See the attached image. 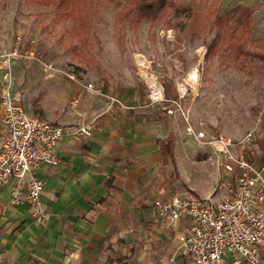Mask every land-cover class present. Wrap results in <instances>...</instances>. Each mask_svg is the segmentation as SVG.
<instances>
[{
  "label": "rangeland",
  "instance_id": "rangeland-1",
  "mask_svg": "<svg viewBox=\"0 0 264 264\" xmlns=\"http://www.w3.org/2000/svg\"><path fill=\"white\" fill-rule=\"evenodd\" d=\"M123 3L92 0L88 43L83 44L70 35L72 19L53 21L52 5L0 0V51L16 47L20 54L10 64L12 83L28 113L50 119L104 115L115 98L123 104L116 116L124 110L128 116L152 120L158 138L175 133L182 178L173 177L174 189L206 188L213 183L212 167L200 161L202 154L188 138L184 117L169 114L150 100L143 66L167 86V98L182 94L191 124L239 137L264 108V1L216 3L218 15L238 4L252 7L247 34L241 26L234 29L229 20L219 26L213 16L205 20L210 0H192L193 13L182 25L167 26L165 19L150 25L145 20L137 28L117 20ZM230 31H237L239 39L228 42ZM144 74L148 77V72ZM168 167L173 171L172 165Z\"/></svg>",
  "mask_w": 264,
  "mask_h": 264
},
{
  "label": "crops",
  "instance_id": "crops-1",
  "mask_svg": "<svg viewBox=\"0 0 264 264\" xmlns=\"http://www.w3.org/2000/svg\"><path fill=\"white\" fill-rule=\"evenodd\" d=\"M4 71L0 68V84ZM108 105L106 114L90 118L44 116L63 124L89 119L96 124L89 137L65 134L56 146L57 163L33 168L43 181V219L32 217L27 202L8 205L13 178L0 185V264H193L179 251V235L189 230L191 218L169 222L157 215L153 204L186 193L218 199L213 187L222 171L208 160L211 148L197 147L187 133L202 154L200 161L212 167L213 183L194 192L174 189L173 177L182 178L175 133L158 138L152 120L124 110L116 116L123 108L114 103L110 111ZM2 114L0 107V146ZM169 136L172 155L160 146ZM245 154L264 163L260 134ZM234 177L231 172L226 178Z\"/></svg>",
  "mask_w": 264,
  "mask_h": 264
},
{
  "label": "built area",
  "instance_id": "built-area-1",
  "mask_svg": "<svg viewBox=\"0 0 264 264\" xmlns=\"http://www.w3.org/2000/svg\"><path fill=\"white\" fill-rule=\"evenodd\" d=\"M19 55L16 47L0 51V68L5 70L0 84L4 124L0 185L13 178L15 186L8 205L27 202L32 217L39 221L46 216L41 200L43 181L33 173V168L57 163L56 146L60 139L65 134L91 136L96 120L63 124L28 113L11 78L10 64ZM156 82L160 86L156 92L147 82L150 100L169 114H181L186 121L185 130L196 146L210 147L208 160L222 171L213 187L219 193L218 199L174 194L166 200H154L157 215L169 222L191 218L189 230L179 235V251L193 264H264V163L258 164L245 154L253 146L256 135L260 134L264 141V108L255 124L237 138L208 134L203 126L189 122L181 103L182 94L167 98L162 83ZM88 87L92 89V84ZM114 103L116 100L112 98L108 110L111 111ZM231 172L235 176L233 181L226 178Z\"/></svg>",
  "mask_w": 264,
  "mask_h": 264
},
{
  "label": "trees",
  "instance_id": "trees-1",
  "mask_svg": "<svg viewBox=\"0 0 264 264\" xmlns=\"http://www.w3.org/2000/svg\"><path fill=\"white\" fill-rule=\"evenodd\" d=\"M34 1L38 2L39 5L53 6L55 11L53 17L54 22L61 19H72V26L69 30L71 32L70 35L75 36L80 43H88L87 30L92 22V0ZM191 1L192 0H124L122 8L117 13V20L119 22L127 20L136 28L145 20H148L150 25H154L163 19L166 20L167 26L175 25L176 23L182 25L185 23L184 20L188 21L193 13ZM217 2L218 0H210V3L206 8V13L202 12L205 20L213 16V19L218 26L221 25L222 22H225V20H229L231 21V24H234V29L240 28L241 26L242 28H245L244 31L247 30L246 34L250 32L249 27L252 23V7L238 4L230 8L224 14L218 15L215 13V5ZM173 20H176L175 23H173ZM202 24L206 25V22H203ZM231 33L232 31L229 33L228 42H231L233 38L234 40L239 39V37H236L238 35L237 31ZM70 40H72V38ZM72 43L76 44L74 40H72ZM164 91L165 95L169 93L167 86H164ZM177 97L178 95L174 96V98ZM160 146L162 150H166L169 155H172V136H169L165 141H161ZM121 264H126V262L123 261Z\"/></svg>",
  "mask_w": 264,
  "mask_h": 264
},
{
  "label": "bare ground",
  "instance_id": "bare-ground-1",
  "mask_svg": "<svg viewBox=\"0 0 264 264\" xmlns=\"http://www.w3.org/2000/svg\"><path fill=\"white\" fill-rule=\"evenodd\" d=\"M143 70L145 73L148 72V77L144 74V72H143V76L146 79V81L150 84L151 88H153V92L158 91V88H160V86L157 84L156 82L157 80L154 77H152L146 65L143 66Z\"/></svg>",
  "mask_w": 264,
  "mask_h": 264
}]
</instances>
